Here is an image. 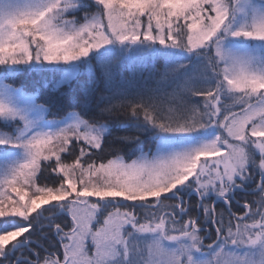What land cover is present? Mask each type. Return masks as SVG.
Returning <instances> with one entry per match:
<instances>
[{
    "label": "snow or ice",
    "instance_id": "snow-or-ice-1",
    "mask_svg": "<svg viewBox=\"0 0 264 264\" xmlns=\"http://www.w3.org/2000/svg\"><path fill=\"white\" fill-rule=\"evenodd\" d=\"M0 218V264H264V0H0Z\"/></svg>",
    "mask_w": 264,
    "mask_h": 264
},
{
    "label": "trees",
    "instance_id": "trees-1",
    "mask_svg": "<svg viewBox=\"0 0 264 264\" xmlns=\"http://www.w3.org/2000/svg\"><path fill=\"white\" fill-rule=\"evenodd\" d=\"M162 66V62H161V64H157V67L159 68V67H161ZM122 71L124 72V74L125 75H128L129 74V72H128V70L127 69H122ZM138 71H139V69H138ZM146 74V73H145ZM12 81H9V83H11ZM20 83V80H17L16 81V84H19ZM4 218H0V221H2Z\"/></svg>",
    "mask_w": 264,
    "mask_h": 264
}]
</instances>
